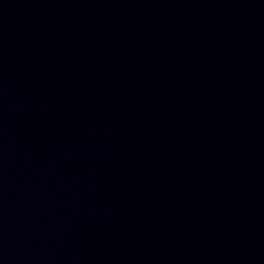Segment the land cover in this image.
<instances>
[{"label": "water", "instance_id": "95a60500", "mask_svg": "<svg viewBox=\"0 0 264 264\" xmlns=\"http://www.w3.org/2000/svg\"><path fill=\"white\" fill-rule=\"evenodd\" d=\"M0 264H264V0H0Z\"/></svg>", "mask_w": 264, "mask_h": 264}]
</instances>
